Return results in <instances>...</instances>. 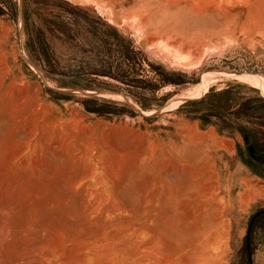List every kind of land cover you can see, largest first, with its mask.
<instances>
[{
	"label": "rangeland",
	"instance_id": "rangeland-1",
	"mask_svg": "<svg viewBox=\"0 0 264 264\" xmlns=\"http://www.w3.org/2000/svg\"><path fill=\"white\" fill-rule=\"evenodd\" d=\"M243 133L264 153V0H0V264H249Z\"/></svg>",
	"mask_w": 264,
	"mask_h": 264
},
{
	"label": "bare ground",
	"instance_id": "bare-ground-1",
	"mask_svg": "<svg viewBox=\"0 0 264 264\" xmlns=\"http://www.w3.org/2000/svg\"><path fill=\"white\" fill-rule=\"evenodd\" d=\"M204 162H205V161H204ZM200 192H201V191H200ZM203 197H204V196H203ZM204 208H205V207H204ZM20 229H21V228H20ZM37 229H38V228H37ZM43 229H44V228H43ZM45 229H46V228H45ZM8 230H9V229H8ZM8 230H7V231H8ZM15 230H16V229H15ZM24 230H25V229H24ZM28 230H29V229H28ZM46 230H47V229H46ZM26 231H27V230H26ZM43 231H44V230H43ZM187 231H189V230H187ZM4 232H5V231H4ZM8 232H9V231H8ZM44 232H45V231H44ZM44 232H43V233H44ZM46 232H47V231H46ZM46 232H45V236H46V234H47ZM5 233H6V232H5ZM12 233H13V232H12ZM6 234H7V233H6ZM20 234H22V233H20ZM48 234H49V232H48ZM190 234H191V233H190ZM6 236H7V235H6ZM6 236H4V238H5ZM10 236H11V235H10ZM42 236H43V235H42ZM45 236H43V237H45ZM56 236H57V235H56ZM123 236H124V235H123ZM123 236H122V238H123ZM32 237H35V236H32ZM48 237H49V235H48ZM48 237H47V238H48ZM191 237H192V236H191ZM28 238H30V237H28ZM59 238H61V237L59 236ZM33 239H34V238H33ZM33 239H32L31 241H33ZM5 240H6V239H5ZM25 240H26V238H25ZM28 240H30V239H28ZM37 240H39V239H37ZM57 240H58V239H57ZM60 240H62V239H60ZM193 240H194V239H193ZM198 240H199V239H198ZM1 241H2V240H1ZM31 241H30V242H31ZM43 241H44V240H43ZM46 241H49V240L46 239ZM63 241H64V240H62V242H63ZM196 241H197V240H196ZM19 242H21V241H19ZM22 242H24V241H22ZM26 242L28 243V241H26ZM35 242H36V241H35ZM51 242L53 243V240H52ZM51 242H50V244H52ZM56 242H61V241H56ZM62 242H61V243H62ZM72 242L74 243V240H73ZM75 242H76V240H75ZM125 242H128V241H125ZM129 242H130V241H129ZM135 242H136V241H135ZM135 242H134V243H135ZM39 243H40V242H39ZM39 243H38V244H39ZM48 243H49V242H48ZM48 243H47V244H48ZM54 243H55V242H54ZM54 243H53V244H54ZM63 243H64V245H65V242H63ZM198 243H199V242H198ZM209 243H210V241H209V240H206L203 244H201V245H203V247H202L203 249H202L201 253H199V254H200V255H199V256H200V257H199V261H200L201 263H204V262L206 263V259H205V250H206V249H204V248H205V247L207 246V244H209ZM34 244H35V243H34ZM76 244H77V243H76ZM135 244H138V243H135ZM44 245H45V247H43ZM44 245H42V248H44V249L47 248L48 245H46L45 242H44ZM64 245H63V246H64ZM72 245H73V244H72ZM74 245H75V243H74ZM74 245H73V246H74ZM132 245H133V244H132ZM39 246H40V248H41V244L38 245V247H39ZM55 246H56V245H55ZM57 246H59V244H58ZM61 246H62V245H61ZM66 246H67V245H66ZM137 246H138V245H137ZM30 247H31V246H30ZM50 247H53V248H54V246H50ZM50 247L48 246V249H49ZM75 247H76V245H75ZM133 247H134V246H133ZM200 247H201V246H200ZM53 248H52V249H53ZM60 248H61V247H60ZM63 248H65V246H64ZM63 248H62V250H63ZM137 248H138V247H137ZM186 248H187V247H186ZM31 249H34V248L32 247ZM35 249H37V248H35ZM48 249H47V252H48ZM52 249L50 248V250H52ZM55 249H56V251H57V252L55 251L56 253L54 252ZM55 249H53V251H52V253L54 252V254H53L54 257H56L55 260L58 261L60 264H61V263L63 264L64 261H65V259H66V258H65V253H66V251H65V253H63L62 250L59 251V250H60L59 248H58L59 250H57V247H55ZM66 249H67V247H66ZM188 249H190V247H188ZM194 249H195V248H192L193 251H194ZM21 250H22V249H21ZM37 250H38V249H37ZM39 251H40V250H39ZM39 251H38V252H39ZM42 251H43V250H42ZM144 251H145V250H143V252H144ZM188 251H189V250H188ZM30 252H31V251H30ZM140 252H142V251H140ZM143 252H142V253H143ZM185 252H186V249H185ZM40 253H41V251H40ZM52 253H51V255H52ZM73 253H74V252H73ZM76 253H77V252H76ZM76 253H75V254H76ZM142 253H141V255H142ZM21 254H23V253H21ZM63 254H64V255H63ZM143 254H145V252H144ZM26 255H27V254H26ZM31 255H32V254H31ZM33 255H34V254H33ZM36 255H38L37 252H36ZM76 255H77V254H76ZM197 255H198V254H197ZM39 256H41L40 261H41V260H42V261H41V262H40V261H36V262H40V263H42V264H54V261H52L53 259L51 260V259L49 258V256H47V257L44 256L45 258H44V257L42 258L43 255H39ZM63 256H64L65 259H63ZM35 257H36V256H35ZM35 257H34V258H35ZM50 257H51V256H50ZM52 257H53V256H52ZM18 258H19V257H18ZM184 258H185V256H184ZM26 259H27V258H26ZM32 259H33V258H32ZM74 259L76 260V258H74ZM182 259H183V258H182ZM2 260H3V259H2ZM21 260H22V259H21ZM28 260H29V259H28ZM30 260H31V259H30ZM30 260H29V261H30ZM35 260H37V259L35 258ZM38 260H39V259H38ZM63 260H64V261H63ZM184 260H185V259H184ZM33 261H34V260H33ZM70 261H71V260H70V258H69V262H70ZM73 261H74V260H73ZM26 262H27V261H26ZM31 262H32V261H31ZM34 262H35V261H34ZM34 262H33V263H34ZM36 262H35V263H36ZM65 262H66V261H65ZM75 262H76V261H74V263H75ZM185 262H187V260H186ZM16 263H18V262H16ZM28 263H30V262H28ZM11 264H12V263H11ZM23 264H24V263H23ZM37 264H38V263H37ZM55 264H56V263H55Z\"/></svg>",
	"mask_w": 264,
	"mask_h": 264
},
{
	"label": "water",
	"instance_id": "water-1",
	"mask_svg": "<svg viewBox=\"0 0 264 264\" xmlns=\"http://www.w3.org/2000/svg\"><path fill=\"white\" fill-rule=\"evenodd\" d=\"M242 135H243L244 140L247 141L248 136L246 135V133H243ZM245 150L249 156H251L255 159L264 158L263 152H258V151H255L252 149V142L250 140L246 142ZM263 213H264V211L257 212L255 215L252 216V218L250 219V222L248 224L247 233H246V237H245V243H246V249H247V253H248L249 264H252V253H251V249H250V232H251V228H252V222L256 216L263 214Z\"/></svg>",
	"mask_w": 264,
	"mask_h": 264
},
{
	"label": "flooded vegetation",
	"instance_id": "flooded-vegetation-1",
	"mask_svg": "<svg viewBox=\"0 0 264 264\" xmlns=\"http://www.w3.org/2000/svg\"><path fill=\"white\" fill-rule=\"evenodd\" d=\"M246 135L248 136L247 133H246ZM249 140L252 142V149L255 150V151H257V150L255 149L254 145H253V141H252V139H251V138H248L247 141H249ZM247 141H246V142H247ZM254 219H255V218H254Z\"/></svg>",
	"mask_w": 264,
	"mask_h": 264
}]
</instances>
